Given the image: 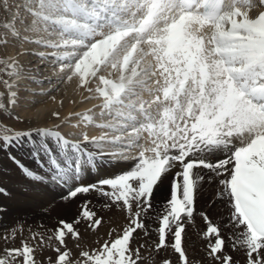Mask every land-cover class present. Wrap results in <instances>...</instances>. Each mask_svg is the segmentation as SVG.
<instances>
[{"label": "snow or ice", "instance_id": "6c2138e0", "mask_svg": "<svg viewBox=\"0 0 264 264\" xmlns=\"http://www.w3.org/2000/svg\"><path fill=\"white\" fill-rule=\"evenodd\" d=\"M146 4L148 16L139 28L137 43L151 45L150 54L163 77V101L172 104L163 108V119L154 121L139 104L147 123L137 126L133 115L137 104L132 102L135 89L124 82V77L113 82L101 76L105 87L97 91L103 97V108L123 118V123L102 125L111 135L106 132L97 138L82 130L79 135L62 132L60 129L68 126L64 120L51 128H31L4 136L0 153L31 182L60 189L62 201L82 200L70 220L60 219L50 230L48 240L54 239L58 245L51 264H144L141 249L148 245L133 247V243L141 234L151 236L147 217L153 209L154 193L165 181L169 182V197L157 215L154 250L171 247L179 264H192L185 246L186 226L193 223L196 196L206 179L197 169L208 170V180L222 177L219 184L223 188L217 195L227 198L230 209L224 227L237 230L227 238L233 242V250L239 245L244 251V264H264V13L256 19L238 20L242 13L234 0H146ZM260 4L264 5V0ZM110 5L114 7L113 0H24L23 8L32 17L26 25L29 30L40 31L43 23L59 32V40L30 42L49 50L38 53L41 60H50L54 66L63 62L58 71L54 67L56 73H64V66L72 69L59 76L61 82L77 76L83 87L88 76H96L97 65L116 67L121 42L136 29L120 28L118 21H108L103 13L110 11ZM12 14L22 19L19 10ZM114 23V32H103ZM205 24L214 29L207 44L205 37L195 35ZM13 31L14 40L27 39L15 25ZM43 31L53 34L47 27ZM145 33L155 35L146 37ZM130 62V57H124L122 70L126 71ZM23 77V71L15 74L17 81ZM4 83L14 89V85ZM17 101L18 89L11 90V103ZM0 107L7 111L4 105ZM52 115L59 117L58 112ZM142 130L152 137L150 147L139 142ZM234 137L240 146L233 144ZM106 146H119V152L110 153L114 161L109 162H135L127 170L89 181L87 177L104 163ZM19 151H25L39 171L26 166L15 155ZM217 151L223 158L208 159V154ZM129 152L135 154L127 155ZM7 194L0 187V196ZM93 195L104 202L103 208L121 211L127 226L115 239L84 250L82 229L96 233L104 223V217L94 210ZM199 215L204 223L200 237L206 241V256L212 264H239L227 254L221 225L205 212ZM14 229L2 238L14 240ZM113 232L115 229L108 235ZM37 235L43 245V235L33 233L32 238ZM68 240L81 248L78 254H72ZM4 252L10 259L0 257V264H42L35 259V248L23 241L21 247ZM160 264L173 262L165 258Z\"/></svg>", "mask_w": 264, "mask_h": 264}, {"label": "bare ground", "instance_id": "6f19581e", "mask_svg": "<svg viewBox=\"0 0 264 264\" xmlns=\"http://www.w3.org/2000/svg\"><path fill=\"white\" fill-rule=\"evenodd\" d=\"M113 3L114 9L121 10L123 13H126L123 17L120 16L121 24L132 26L134 20L139 22L142 19L135 14V12L139 10L142 0H128L127 2L113 0ZM234 3L242 13L241 16L236 17L238 20H243L245 18H258L262 11L257 13L256 17L251 16L253 12L251 7L254 5L259 6L264 10V5L260 4V0H234ZM11 17L13 19V23L17 24L16 21L19 22L17 17H14L13 15ZM27 19L31 21L32 17ZM49 25L50 24L45 25L41 23L39 25V28L41 29L40 31H31L29 28L27 31H24L21 27L20 30L17 25H15V28L19 30L21 36H26L27 39L24 40V42H21L20 40L19 42L21 45H18L19 47L16 49L15 47L10 49L8 48L10 55L7 53L9 55L8 60L6 61L8 69V76H6L8 77L7 82L8 84L14 85V89H18V95L21 94L20 92L24 91L29 92L30 95L27 96V99L24 101L25 103L21 105L22 107H17L16 103H11V90L14 89H9L6 86L2 92H5L4 95L8 96L5 102L11 112H18V116L23 118V121L27 124L31 125V128H36L34 127L35 125H38L39 127L44 126L51 128L55 125L61 124V121L66 120L68 126L62 128L64 132L72 131L79 135L82 130L84 134L89 137L97 138L104 135L106 132L111 135L110 129L102 127V125L108 123L109 121L112 123H123V118L116 117L115 112L110 113L108 109L103 108L104 100L97 89H103L105 87V85H103L100 81L101 76L113 82H119L120 78L124 77V82L131 88L135 89L137 93L132 101L137 104V109L133 112L136 120L141 119L139 122L143 123L142 120H144V123H147L144 115L138 111L139 104L144 105L145 110L151 114L154 121L163 119V108L165 106L171 107L172 104L169 101H163V93L161 89L165 85L163 77L160 72L156 70V60L150 54L151 45H149L146 41L137 43L140 39L137 33L127 35L121 42L115 57V68H112L111 65L107 63L97 65L98 71L96 76H88V82L83 87H81L78 83L79 78L74 76L72 80H66V82L63 80L65 84L62 87V91L56 94V96L45 97L44 95L49 94L59 85L62 86L63 81L61 82L59 76L66 75L67 72L72 70L71 68L64 66V73H56V71L63 66V62L54 66L50 60H41L38 53L40 51L49 50H46L41 46H37L34 42H30L35 41L36 39H51L53 41L59 40V32L54 31ZM11 27L10 28L13 31V26ZM45 27L53 33L51 36H49L47 32L43 31ZM194 27L199 28L198 25ZM226 27H230V25H226ZM213 30L214 29L211 25L205 24L203 28H199V31L196 32L195 35L197 37H205V44H207V39L210 38ZM113 31L114 30L111 28H105L103 30L105 33ZM144 35L146 37L154 36L155 33H145ZM134 49L135 52L133 55ZM126 56L131 58V62L128 64L127 70L124 71L122 70V66L124 57ZM35 57L38 58V63H40L37 67L32 66L31 63V60H34ZM29 66L31 67L29 68ZM54 67L56 71H54ZM26 70H29L30 73H26ZM18 71H23L24 77L17 81L15 80V74ZM37 71H44L45 74L41 75L40 78L29 76L36 75ZM41 78L44 80V83H48V86H45L46 84H38L42 81ZM49 81H51V83H49ZM87 89H91V91H88ZM157 97H159V99H157ZM181 99L183 100V97H181ZM54 112L59 113L60 119L58 122L55 120L57 117L52 115ZM85 117H91V119L86 120ZM76 125H78V127H74ZM130 130L131 129H129V131ZM139 135L140 144L144 147H150L152 137L143 130ZM233 144L235 146H240L239 139L234 137ZM113 151L119 152V146H106V154L103 157L104 163L100 166L98 172L90 174L87 177L89 181H94L98 178H104L123 170H127L134 164L135 161L131 159L127 161L120 160L118 162H109L114 161V157L110 155ZM126 154L131 156L135 153L129 152ZM15 155H17V157L26 166L39 171L36 169L35 162L25 154V151L15 152ZM217 158H223V153L217 151L215 153L208 154V159L210 160L214 161ZM195 171H199L206 179L199 188L198 195L196 196V212L194 213L193 223L186 226L185 246L190 244L193 246L195 251H199V249L206 251V241L202 240L200 237V233L204 229V223L199 215V212L202 211L207 213L216 224L221 225L222 234L226 238L227 254L231 255L234 260L239 262V264H244V251L240 249L239 245H237V250H233V242L227 239L230 234L237 230H233L230 226L224 227L228 220L230 209L227 204V198L221 199L217 195L223 188V186L219 184V179L222 177L212 176L211 180H208L207 178L211 175L208 170L197 169ZM0 187L6 189L8 193L7 195L0 196L1 204L9 202L15 206L16 209H22L25 211L24 213L32 214V216L40 215L45 216L44 218H50L53 220H70L77 212V204L82 203V200L76 202L62 201L60 199V189H53L47 185L31 182L23 176L20 169L17 168L15 164L7 159L4 153H0ZM168 197L169 182L165 181L164 185L157 188L152 199L153 209L147 217V224L150 230L156 229L158 225L157 215ZM92 200L93 205L95 206L94 210H96L99 215L104 217V223L102 224V229H100L99 233L105 237V235L108 234L109 229L112 228L115 229V232L112 234V238L116 237V235L121 231V228L127 226L124 214L116 208H103L104 202L102 200H97L94 195ZM50 223L48 221L47 224L50 225ZM159 254L161 255V253ZM200 256L201 258H204L203 255Z\"/></svg>", "mask_w": 264, "mask_h": 264}, {"label": "rangeland", "instance_id": "374dc122", "mask_svg": "<svg viewBox=\"0 0 264 264\" xmlns=\"http://www.w3.org/2000/svg\"><path fill=\"white\" fill-rule=\"evenodd\" d=\"M13 4H16L17 6L15 5V8H14ZM23 4H24V0H17V2L15 0H0V55H1L0 56V77L2 76L0 78V81H2L3 84H4V81L7 80L6 79L7 77H5L6 76V68H5L6 65L3 63V60H6V58L10 55V51H9L10 48L15 47V49H16L21 45L19 42L20 41L19 39L15 40L13 42L8 41L10 38H12V35H10L11 37L8 38L9 37V33H8L9 30L4 26L7 25V22H8L9 23L8 28H10L13 25H17V27L20 30H21V28L24 31L28 30L29 27H26L25 25H28L30 23V20L27 19L30 16L27 13L26 18H25V14L21 10L22 7L20 6ZM16 7H19V9H16ZM10 8H13V10L9 11V13H8V10ZM18 10L20 11V13L22 15L21 16L22 19L20 20V18H18L19 22L16 21L17 24H15V23H13V19L11 16L13 15L12 14L13 12H16ZM262 10H263V8L261 9V7L258 6L257 8H255V10H253L251 16L256 17L257 13H260V11H262ZM24 11H26V10L24 9ZM263 13H264V10H263ZM7 18H8V20H7ZM28 20H29V22H28ZM19 23H20V25H19ZM49 26H51V25H49ZM12 33H14V32L12 31ZM5 40H6V42H5ZM3 50H5V51H3ZM5 52H6V54H5ZM5 55H7V56H5ZM23 59H25V58H23ZM36 61L39 62L37 57H35L34 60H31L32 66L37 67L40 65V63H37ZM30 67L31 66H29V68ZM28 72L30 73L29 70H26V73H28ZM43 74H45L44 71L43 72L37 71L36 75H29V76L40 78V76ZM65 82H66V79H65ZM65 82L63 81L62 86L59 85L54 90H52L49 94L44 95V96L45 97L46 96H48V97L56 96V94H58L62 91V87L65 84ZM38 84L39 85L46 84L45 86H48V83H44L43 79ZM2 85L0 84V87H1V90L3 91L4 88H2ZM35 87H37V86H35ZM3 93H5V92H3ZM3 93L0 91V104L4 105L8 110L5 111L3 107H0V121H2V122H0V136L1 135L8 136L15 130L24 131V130L31 129L32 126L27 124L25 121H23V118L18 116V114H19L18 112H11L9 110V107L5 102L6 98H8V96H5ZM20 93L21 94L18 96L19 97L22 96L23 100L18 99L19 101L21 100L22 104H19L17 102L16 103L17 107H22L21 105H23L25 103L24 101L27 99V96L30 95L29 92H25V91L20 92ZM14 115L18 116L19 118L14 116ZM34 127H39V126L35 125ZM0 140H1V138H0ZM12 207L15 208V206L11 205L10 203H9V205H8V203H6V205L1 208V209H3V211L0 212V257H3L5 259H10L9 257H7L5 255L4 250L6 248H9V249L10 248H19L22 246V241H23V242H26L29 246H32L35 248L34 256L38 262H42V264H51L50 258L57 255V253L54 251V248L57 247L58 245L54 239L48 240V236L51 235L50 230L56 226L58 220H53L50 218H44L45 216H40V215H33L32 216V214L24 213L25 211L22 209H18V208L14 209ZM48 221H49V223L51 222L50 225L47 224ZM13 226H15L14 230L16 232L15 239L14 240L11 238H9L8 240L3 239L2 237L6 234H9V230L13 229ZM100 229H102V227H100L96 233H91L90 231L83 232V229H82V233L86 237V240L81 242V248H83L84 250L96 249L105 240H111V239L115 238V237L112 238V236H109L108 234H107L108 236L105 235V237H103L99 233ZM111 229L112 228H110L109 231ZM109 231H108V233H109ZM150 232H151L150 237H146L143 234H141L140 236L136 237V239L133 243V247H136L140 244H145V243L148 245L146 248L141 249L142 259L144 261V264H160V262L167 257H168L167 259L172 260L173 264H179L177 255L174 252H172L171 247H168L166 249H161L159 252H156L154 250L153 241L155 239V229L150 230ZM33 233H38L40 235H43L44 239H45V243L43 245L39 244V235H37L36 239H33L32 238ZM68 248L71 249L73 255L78 254L81 250V248L75 247V242L72 240H68ZM186 251H187V255H188L190 261H192V264H197V262H199V264H212V262L209 260V258L205 255L206 251L200 250V249H199V251H195L193 249V246L190 244L188 246H186ZM159 253H161V255ZM200 255H203L204 258H201ZM18 260H19V258H18ZM20 264H22V261L20 262Z\"/></svg>", "mask_w": 264, "mask_h": 264}]
</instances>
